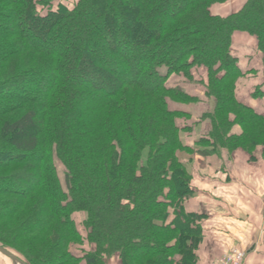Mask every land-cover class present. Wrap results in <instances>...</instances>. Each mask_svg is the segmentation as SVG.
<instances>
[{
    "label": "trees",
    "instance_id": "obj_1",
    "mask_svg": "<svg viewBox=\"0 0 264 264\" xmlns=\"http://www.w3.org/2000/svg\"><path fill=\"white\" fill-rule=\"evenodd\" d=\"M228 1L0 0L2 247L26 264H201L205 216L185 209L181 155L264 161V115L241 98L245 82L263 98L264 0L211 12ZM236 42L256 68L241 69Z\"/></svg>",
    "mask_w": 264,
    "mask_h": 264
},
{
    "label": "crops",
    "instance_id": "obj_2",
    "mask_svg": "<svg viewBox=\"0 0 264 264\" xmlns=\"http://www.w3.org/2000/svg\"><path fill=\"white\" fill-rule=\"evenodd\" d=\"M255 60L248 67L256 68ZM246 64L240 60L244 71L249 69ZM259 80L262 82L263 77ZM251 90L241 92V98L264 115V93L262 99H256ZM232 134L240 135L241 128L234 127ZM187 144L195 148L193 138ZM255 157L250 161L243 152L230 153L225 149L211 155H181L194 188L185 209L205 216L203 242L197 254L201 264H210L236 246L246 252L243 264H264V161L260 152ZM1 257L4 264H15ZM109 264L119 263L112 259Z\"/></svg>",
    "mask_w": 264,
    "mask_h": 264
},
{
    "label": "rangeland",
    "instance_id": "obj_3",
    "mask_svg": "<svg viewBox=\"0 0 264 264\" xmlns=\"http://www.w3.org/2000/svg\"><path fill=\"white\" fill-rule=\"evenodd\" d=\"M245 3H246V0H229L228 2H226L224 4L213 5L211 8V12L214 15L217 14V15L226 16V15H229V14H232V13L239 11L244 6ZM71 31H72V29H71ZM71 31L65 32L62 35V39L56 40L55 45L58 47H62L65 45L64 37L74 38L79 33L77 30L72 31V32ZM76 48H79V46H72V49H76ZM234 54H235V56H237L239 58L238 64L240 63V60L243 63H247L245 66L246 68L248 67L249 63H250V65L252 64L253 59H255L256 57L259 58L258 57L259 53L255 50V48L249 46L245 42H236L234 44ZM254 64H255V62H254ZM245 67L243 69H246ZM250 67L251 66H249L248 68L250 69ZM258 78L262 79L261 72L259 73ZM248 83L245 82V84H243L244 87H243V90L241 92H243V91L246 92V90L249 88L248 86H251ZM213 106H214V101L210 102L209 104L208 103L207 104L206 103L199 104L197 108H194L193 114L191 115V117H189V119H187V120L183 119V120L179 121L181 128L184 130H187L188 128H189L188 130H190V127L196 128L197 127V121L199 119H201V117H198V116L201 115L203 112L206 113V112L211 111L213 109ZM192 128H191V130H192ZM183 136L185 138L186 143H187V140L190 138H193L195 140V133L193 131H186V133H184ZM184 154H189V153H184ZM84 218H85V215L82 213L78 214L75 217L76 222L79 225V229L82 232V234L84 233V228L82 226ZM70 251L74 255L82 257L87 251H89V246L85 242L83 244H75V245H72V247L70 248ZM0 264H4L1 259H0Z\"/></svg>",
    "mask_w": 264,
    "mask_h": 264
},
{
    "label": "built area",
    "instance_id": "obj_4",
    "mask_svg": "<svg viewBox=\"0 0 264 264\" xmlns=\"http://www.w3.org/2000/svg\"><path fill=\"white\" fill-rule=\"evenodd\" d=\"M246 259V252L240 247H232L223 256L214 260L210 264H243Z\"/></svg>",
    "mask_w": 264,
    "mask_h": 264
},
{
    "label": "water",
    "instance_id": "obj_5",
    "mask_svg": "<svg viewBox=\"0 0 264 264\" xmlns=\"http://www.w3.org/2000/svg\"><path fill=\"white\" fill-rule=\"evenodd\" d=\"M0 253L3 254L4 256L8 257L11 259L15 264H26L23 261H21L16 255L5 249L0 245Z\"/></svg>",
    "mask_w": 264,
    "mask_h": 264
}]
</instances>
